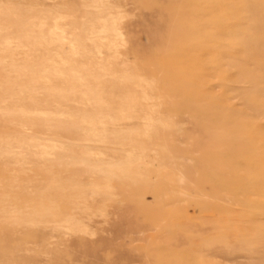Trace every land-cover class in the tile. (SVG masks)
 Instances as JSON below:
<instances>
[{"label": "rangeland", "instance_id": "obj_1", "mask_svg": "<svg viewBox=\"0 0 264 264\" xmlns=\"http://www.w3.org/2000/svg\"><path fill=\"white\" fill-rule=\"evenodd\" d=\"M0 4V31L9 33H0L8 64H0V107L8 108L0 110V264H264V0ZM41 10L51 23L65 16L62 43L91 54L105 43L92 38L97 23L116 24L108 54L96 59L117 72L127 65L149 88L139 95L138 128L105 137L81 122L86 111L112 113L80 105L87 87H66L52 61L34 54L38 40L23 33ZM40 74L53 92L35 83Z\"/></svg>", "mask_w": 264, "mask_h": 264}, {"label": "bare ground", "instance_id": "obj_2", "mask_svg": "<svg viewBox=\"0 0 264 264\" xmlns=\"http://www.w3.org/2000/svg\"><path fill=\"white\" fill-rule=\"evenodd\" d=\"M101 1H103V0H101ZM102 3V2H101ZM1 5V4H0ZM102 5V4H101ZM91 6H93L94 8L93 9H102V7H105V6H99V5H97V6H94V5H91ZM91 6L89 7V8H91ZM8 8H9V6H7ZM7 7H5V9L7 8ZM20 7V6H19ZM29 7V6H28ZM34 7V6H33ZM87 7V6H86ZM8 8H7V10H8ZM12 8V7H11ZM32 8V7H31ZM58 8H59V6H58ZM88 7H87V9H89ZM13 9V8H12ZM15 9V8H14ZM37 9V8H36ZM6 10V11H7ZM10 10L11 9H9L7 12L9 13L10 12ZM20 10V9H19ZM33 10V9H32ZM35 10V9H34ZM33 10V11H34ZM90 10V9H89ZM0 11H2V10H0ZM32 11V12H33ZM54 11V10H53ZM5 12V11H4ZM4 12H2V13H4ZM14 12V10L12 11V13ZM41 12H42V10L39 12V13H37V14H35V12H34V14H32L33 16H32V18L33 19H31V17H30V19H28V17L27 18H24V19H22L23 17H21L20 18V14H18L19 15V19H22L21 21H23V20H25V19H28V21L30 20V22H29V28H27L26 29V32L27 33H23V35L24 34H27V37H29L30 39L31 38H36L37 40H38V42H36V45L35 44H33V43H31L32 45H35V48H34V50H33V52H34V54H36L37 55V53L36 52H38V53H40V52H42L44 55L43 56H45L46 57V59H48V60H50V61H52V63H51V65L53 64L54 66H53V69L54 70H56L55 71V73H53V74H57V76H56V78L58 79L57 81H59L60 79L61 80H63V84H65V86L67 87V86H72V87H74V89H82L83 87H87V89H86V91H84V93L83 92H80V95H78L80 98L78 99V102H79V104L80 105H82V106H91V105H98V106H101L102 108H107V109H110V111H111V113H112V115L111 116H107V117H105V116H100L98 113H93V112H89V111H86V112H84V114H83V116H82V121L81 122H83V124H85L90 130H92V131H94V133H95V131L97 132V131H99L100 133H104V134H102L103 136L105 135V137H106V134H111V135H117V134H119V132H118V130H120L121 128L126 132V131H129L128 129L130 128V127H132L131 125H133L134 124V126H135V123L137 124L136 126H137V128L139 127L138 126V124L140 123L139 122V114H141L142 113V111H143V109H142V107L140 106V103H139V95L140 94H144V92H146V90L148 89L149 90V88L147 87V86H145L140 80H139V78L135 75V74H133L132 73V71L130 70V67L128 68V66L127 65H125V66H127L126 68H125V66L123 67V69L121 70V71H115V70H113V69H110L109 67H107L106 65L105 66H101V65H99L98 63H97V60L98 59H96V58H98L97 57V55H101V54H108V52H109V49H108V45H109V43H108V40H109V38L111 37V35L110 34H116V28H115V26H116V24H112V26H107V23H105V22H103V21H101L102 19H100V21L102 22V23H97V19H96V22L94 21V25L96 26V23H97V25H101V27H100V29H101V31H99V32H97V31H95L94 33H93V39L95 40V41H97V42H100V41H102V40H104L105 41V43H102V42H100V43H97V45H95L96 47L93 49V52H92V54L89 52L88 53V50L86 49V48H83V47H79L80 45V42H77L78 43V45H77V43L76 44H74V45H77V46H73L72 45V42H71V40L69 41V42H71L70 43V46H68V44H64V43H62V41L64 42V40H67L68 39V37H66L67 36V31L64 29V23H63V21L65 20V18L63 17V19H62V17H60L61 19V21H56L57 19L56 18H54L55 19V21L53 22V23H51V21H49V19H51V17H47V16H45V17H47V18H45L44 16H43V12H42V14H41ZM1 13V12H0ZM8 13H6L5 12V14H6V16L8 15ZM12 13H10V15L12 14ZM26 13V12H25ZM51 13V12H50ZM50 13H49V15H50ZM30 14V15H31ZM46 14H47V12H46ZM17 14H15V17H17L16 16ZM48 15V14H47ZM48 15V16H49ZM2 16H3V14H2ZM22 16V15H21ZM51 16V15H50ZM8 17V16H7ZM14 17V16H13ZM15 17L13 18V19H15ZM59 17V16H58ZM73 17V16H72ZM9 18H10V16H9ZM18 18V17H17ZM16 18V19H17ZM49 18V19H48ZM53 18V17H52ZM18 19V23H20V25L22 24L21 22H19L20 20ZM71 19V18H70ZM99 19V18H98ZM7 20V19H6ZM68 20V19H67ZM28 21H26L25 20V22L27 23ZM66 21V20H65ZM64 21V22H65ZM16 22V21H15ZM37 22H39L40 24L39 25H36V23ZM67 22V21H66ZM74 22V21H73ZM98 22H99V20H98ZM88 23H90V22H88ZM12 24V23H11ZM14 24V23H13ZM87 24V23H86ZM93 24V23H92ZM16 26H18L19 24H15ZM23 25V24H22ZM21 25V26H22ZM24 25H26V24H24ZM23 25V26H24ZM84 25H85V23H84ZM83 25V26H84ZM67 26V25H66ZM93 27V31H94V29L95 28H97V26L96 27ZM9 27H11V25L9 26ZM92 27V26H91ZM3 29L5 28V27H2ZM8 28V27H7ZM7 28H5V29H7ZM24 28V27H23ZM0 29H1V27H0ZM76 29V28H75ZM2 30V29H1ZM8 30V29H7ZM10 31H11V29H10ZM9 31V32H10ZM29 31V32H28ZM69 31V30H68ZM92 31V30H91ZM90 31V32H91ZM92 31V32H93ZM5 33H6V31H4ZM3 32V34H5ZM17 32H20V33H22V31H17ZM38 32V35H35L36 33ZM83 32V31H82ZM97 32V33H96ZM0 33H1V31H0ZM75 33V32H74ZM77 33V32H76ZM80 33V32H79ZM78 33V34H79ZM96 33V34H95ZM2 34V33H1ZM0 34V35H1ZM2 34V35H3ZM9 34V33H8ZM8 34L6 35L5 34V36L6 37H8ZM16 35V34H15ZM23 35H21V36H23ZM71 35H73V34H71ZM71 35H69L70 36V38H71ZM75 35H77V34H75ZM75 35H73V36H75ZM90 35H91V33H90ZM4 36V35H3ZM19 36V35H18ZM87 36V32L85 33V35L84 36H80V35H77V37H76V40H82V39H84L85 37ZM2 38H4V37H2ZM67 38V39H66ZM72 38H74V37H72ZM7 39V38H6ZM16 39H17V36H16ZM16 39H10V40H12V42L13 41H15ZM18 39H19V37H18ZM27 39V38H26ZM35 39V40H36ZM89 39H90V36H89ZM8 40H9V38H8ZM8 40H7V42H8ZM36 40V41H37ZM75 40V41H76ZM88 40V39H87ZM19 41H21V43H22V40H19ZM74 41V42H75ZM89 41V40H88ZM91 41H92V39H91ZM103 41V42H104ZM24 42H25V40H24ZM27 42V41H26ZM94 42V41H93ZM2 43V42H1ZM21 43H19L20 44V46L19 47H17L16 45H15V47H17L18 49H26L27 50V47H29L30 46V44H29V46H27L28 45V43L26 44V45H21ZM65 43H68L67 41H65ZM95 43V42H94ZM93 43V44H94ZM89 44V43H88ZM3 45V44H2ZM12 45V44H11ZM31 45V46H32ZM81 45H82V42H81ZM91 45V44H90ZM8 47H7V49L8 50H12L13 48H12V46H10V43L7 45ZM22 46V47H21ZM31 46H30V49H31ZM68 46V47H67ZM3 47V46H2ZM14 47V46H13ZM33 47V46H32ZM17 49V50H18ZM33 49V48H32ZM14 51H16V49H13ZM7 51V50H6ZM9 51V52H10ZM25 51V50H24ZM28 52V51H27ZM53 52H54V54H53ZM8 53V52H7ZM42 53H40V54H42ZM9 54V53H8ZM13 54V53H12ZM29 54V53H28ZM25 55V54H24ZM32 55V54H31ZM36 55H34V56H36ZM39 55V54H38ZM37 55V56H38ZM83 55H84V59L86 60V58L88 59V62H87V60L85 61L86 62V64L85 65H83V64H80V65H78L77 64V62L79 61V59L78 58H81V57H83ZM89 55H91V58L89 59ZM27 56V55H26ZM40 56V55H39ZM86 56V57H85ZM23 57V56H22ZM28 57V56H27ZM41 57V56H40ZM11 58V57H10ZM14 58V57H13ZM13 58H11L10 59V62L9 63H11V65H12V68L14 69L13 71L15 72V74H18V73H16V69H17V65H16V62H17V60H15V59H13ZM25 58V57H24ZM29 59V58H28ZM38 59H39V57H38ZM40 59H42V58H40ZM39 59V60H40ZM78 59V60H77ZM1 60V59H0ZM43 60H44V58H43ZM23 61V60H22ZM31 61V60H30ZM5 62V64L7 63L6 61H4ZM4 62L2 61V62H0V64H4ZM28 62H29V60H28ZM27 62V63H28ZM42 62H45V60L44 61H42ZM42 62H41V64H42ZM33 63V62H32ZM31 63V64H32ZM18 64V63H17ZM40 63H38V65H39ZM45 64H47L46 62H45ZM44 64V66H46ZM6 65H8V64H6ZM27 65H29V64H27ZM36 64H34V65H32V66H35ZM50 65V66H51ZM48 66V65H47ZM46 66V67H47ZM36 68V67H35ZM49 67H47V69H48ZM37 70L39 69V71L41 72V70H40V68H38V66H37V68H36ZM35 69V70H36ZM45 69V68H44ZM44 69H42L43 71L42 72H45L44 71ZM20 70V69H19ZM22 70V69H21ZM34 70V71H35ZM51 70V69H50ZM133 70V69H132ZM4 71V70H3ZM23 71H28V68L26 67L25 68V70H23ZM33 71V72H34ZM48 71H49V69H48ZM40 72H38V73H40ZM50 72V71H49ZM37 73V72H36ZM37 73V74H38ZM52 73V72H51ZM10 74V73H9ZM29 74H32V73H29ZM47 74H49L48 72H47ZM46 74V72H45V75H47ZM12 75H13V73H12ZM18 75H20V74H18ZM40 75H42V74H40ZM33 76H35L34 78H35V83H37L38 85L39 84H42V85H44V86H46V87H48V89L50 90V91H52L53 92V89H54V87H55V85H53V83H54V81H52V79H50L49 77H46V76H43V77H38L37 75H33ZM37 76V77H36ZM75 77H81V80L79 79V81H76L74 78ZM37 78V79H36ZM141 79V78H140ZM142 80V79H141ZM32 82H34V81H32ZM7 83V82H6ZM2 85V84H1ZM11 85V84H10ZM6 86V85H5ZM4 86V87H5ZM7 86H9V83H8V85ZM92 86V88H93V86L94 87H96V90L95 91H93V90H91L92 88H90ZM2 87V86H1ZM28 88V87H27ZM26 88V89H27ZM5 89H8L7 87L5 88ZM4 89V90H5ZM32 89V88H31ZM28 90V89H27ZM1 91V90H0ZM5 92V91H4ZM55 92V91H54ZM77 92H79V91H77ZM6 93V92H5ZM32 93V92H31ZM37 95V94H36ZM55 95V94H54ZM57 95L60 97H62L63 96V98H64V100H68L69 98H67L68 96H67V94L66 93H57ZM143 97V96H142ZM65 98H67V99H65ZM3 104V103H2ZM0 106H3V105H0ZM4 106L5 107H0V110L1 111H8V108L6 107V104H4ZM142 106H144V105H142ZM21 109H23V108H21ZM25 110V109H24ZM24 110H20L21 112V114H23V115H25L24 113H26ZM0 111V112H1ZM62 113V116H66L68 119H71L72 118V115L71 114H69L67 111L66 112H61ZM28 114V113H27ZM145 115L147 114V113H144ZM57 115H59V113L57 114ZM28 116V115H27ZM61 116V115H60ZM61 116V117H62ZM76 117H78V116H76ZM79 118V117H78ZM127 118H131V119H134V123L132 122V120H130L131 121V123L132 124H128V125H117V127H115L116 126V124L118 123V122H120L122 119L124 120V119H127ZM129 121V122H130ZM136 121V122H135ZM126 122V121H125ZM124 122V123H125ZM121 123V122H120ZM127 123V122H126ZM144 123V122H143ZM142 123V124H143ZM146 124H148L147 122H145ZM150 123V122H149ZM157 123V122H156ZM112 124V125H111ZM153 124V123H152ZM166 124V123H165ZM168 124V123H167ZM99 125H103V128L101 129V131L99 130L100 128V126ZM154 125V124H153ZM158 125V124H157ZM162 125V124H161ZM99 126V127H98ZM136 126H135V128H136ZM143 126V125H142ZM147 126H149V124L147 125ZM150 126H151V123H150ZM86 127V128H87ZM87 128V129H88ZM142 128H144V127H142ZM148 129H149V127H147ZM153 128V127H152ZM127 129V130H126ZM155 129V128H154ZM85 130V129H84ZM137 130H140V129H137ZM151 129H149V131H150ZM141 132H143L144 133V131H142L141 130ZM128 133V132H127ZM143 133H141V134H143ZM92 134V133H91ZM130 134V133H129ZM128 134V135H129ZM131 134H133V133H131ZM149 134V133H148ZM86 135H88V134H86ZM97 135H99V134H97ZM137 135V134H136ZM110 136V135H109ZM108 136V137H109ZM138 136H139V134H138ZM99 137H101V136H99ZM92 138H98L97 136H93ZM102 138V137H101ZM110 138V137H109ZM109 138H105V139H108L109 140ZM97 140V139H96ZM104 139H102V141H103ZM105 141V140H104ZM26 142V141H25ZM99 142V141H98ZM109 142V141H108ZM113 142V141H112ZM19 143V142H18ZM102 143V142H101ZM36 144V143H35ZM39 144V143H38ZM50 144V143H49ZM24 145H25V143H24ZM24 145H22V146H24ZM109 145H111L110 144V142H109ZM46 146H48V145H46ZM61 146V145H60ZM71 146V145H70ZM29 147V146H28ZM31 147V146H30ZM36 147H38V146H35V148ZM39 147H41V145L39 146ZM38 147V148H39ZM43 147H44V145H43ZM43 147H41L42 149H43V151L42 152H44L45 151V149L43 148ZM52 146H50V148H51ZM56 147H57V145H56ZM55 147V148H56ZM62 147V146H61ZM23 148V147H22ZM34 148V147H33ZM48 148V147H47ZM54 148V149H55ZM59 148V147H58ZM20 149V148H19ZM40 149V148H39ZM53 148H51V150H52ZM73 149V148H72ZM31 150H33V149H31ZM48 150H49V148H48ZM57 151H58V149H56ZM136 150V149H135ZM26 151V150H25ZM40 151V150H39ZM54 151V150H53ZM110 151V150H109ZM113 151V150H112ZM47 152H50V151H47ZM144 152V151H143ZM111 153H113V152H111ZM14 154V153H13ZM51 154V153H50ZM105 154V153H104ZM107 154V153H106ZM132 154V153H131ZM53 155H54V153H53ZM136 155V154H135ZM108 156H109V154H108ZM117 156H118V154H117ZM51 157H52V155H51ZM116 157V156H115ZM119 157V156H118ZM117 157V160L119 159ZM121 157V156H120ZM131 157H132V155H131ZM94 158V157H93ZM126 158L127 157H125V160H126ZM102 159V158H101ZM100 159V160H101ZM115 159V158H114ZM120 159H122V158H120ZM112 160V159H111ZM123 160V159H122ZM122 160H120L121 161V163H123L122 162ZM96 161H98V159L96 160ZM96 161L94 162V163H96ZM108 161V160H107ZM109 161H110V159H109ZM113 161V160H112ZM111 161V162H112ZM124 161V160H123ZM88 162V161H87ZM102 162V161H101ZM119 162V161H118ZM117 162V163H118ZM126 162H128V161H126ZM132 162L133 161H131L130 162V164H132ZM89 163V162H88ZM93 163V164H94ZM98 163V162H97ZM105 163L107 164V162L105 161ZM105 163H104V165H105ZM92 164V163H91ZM92 164V165H93ZM102 164V163H101ZM100 164V165H101ZM115 164H116V162H115ZM119 164V166H121L120 165V162L118 163ZM127 164V163H126ZM99 165V166H100ZM103 165V166H104ZM108 165H110V164H108ZM112 165V164H111ZM110 165V166H111ZM124 165V164H123ZM96 166H97V164H96ZM95 166V167H96ZM98 166V167H99ZM113 166H117V165H113ZM90 167H91V165H90ZM112 167V166H111ZM100 168V167H99ZM113 168V167H112ZM91 169V168H90ZM95 169V168H94ZM102 169V168H101ZM104 169V171H106V169L107 168H103ZM103 169L101 170V171H103ZM115 169V168H114ZM91 170H93V169H91ZM96 170V169H95ZM95 170H93V171H95ZM99 170L100 169H98L97 171L99 172ZM112 171H113V169H112ZM112 171H110V173L112 172ZM105 173V172H104ZM109 173V174H110ZM113 173V172H112ZM115 173V172H114ZM108 174V173H107ZM108 174V175H109ZM104 175H106V173L104 174ZM105 178V177H104ZM109 178V177H108ZM107 178V179H108Z\"/></svg>", "mask_w": 264, "mask_h": 264}]
</instances>
